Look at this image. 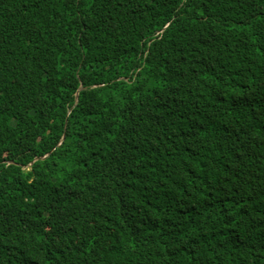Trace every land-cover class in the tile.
Here are the masks:
<instances>
[{"label": "trees", "instance_id": "16d2710c", "mask_svg": "<svg viewBox=\"0 0 264 264\" xmlns=\"http://www.w3.org/2000/svg\"><path fill=\"white\" fill-rule=\"evenodd\" d=\"M0 264H264V0H0Z\"/></svg>", "mask_w": 264, "mask_h": 264}, {"label": "water", "instance_id": "95a60500", "mask_svg": "<svg viewBox=\"0 0 264 264\" xmlns=\"http://www.w3.org/2000/svg\"><path fill=\"white\" fill-rule=\"evenodd\" d=\"M48 157H49V155L46 156L44 159H46V158H48ZM44 159H35L34 162H38V161H40V160H44ZM34 162H33V163H34Z\"/></svg>", "mask_w": 264, "mask_h": 264}]
</instances>
